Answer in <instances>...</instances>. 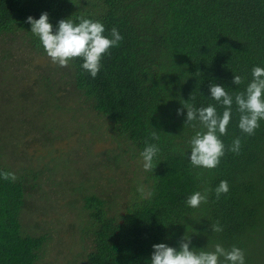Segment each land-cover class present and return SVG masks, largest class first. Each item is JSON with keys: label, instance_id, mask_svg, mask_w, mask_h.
I'll return each instance as SVG.
<instances>
[{"label": "trees", "instance_id": "1", "mask_svg": "<svg viewBox=\"0 0 264 264\" xmlns=\"http://www.w3.org/2000/svg\"><path fill=\"white\" fill-rule=\"evenodd\" d=\"M45 12L54 30L60 20L78 23L81 16L101 22L106 36L113 27L118 29L123 39L103 57L95 78L82 68L80 58L67 67L51 62L27 23L28 17L39 19ZM0 60V172L17 177H0V264H35L39 254L37 264H44L46 246L59 237L52 236L54 231L31 235L22 230L23 212H32V205L42 211L36 202L38 180L61 166L51 155L43 164L18 165L22 160L16 152L31 132L12 123L21 82L27 95L21 112L27 118L35 110L43 120L33 131L48 132L41 144L49 152L54 141L71 133L54 123L60 101L68 102L67 109L79 103L81 110L93 111L115 141L110 151L115 154L103 158L114 175L99 173L102 188L82 197L73 219L77 222L61 230L78 231L81 223L89 236L90 248L78 251L77 264H151L153 245L179 250L185 234L191 236L190 250H213L220 243L246 252L264 239V120L254 135L244 134L233 101L227 134L219 137L225 154L209 170L191 165L189 142L206 129L198 121L186 123L183 109L184 103L197 109L213 105L222 115L225 108L211 98L210 87L223 86L233 95L243 92L252 69L264 68V0H0ZM234 75L245 77L244 83L235 85ZM46 116L52 118L50 127ZM153 131L158 140L152 139ZM236 138L241 140L239 154L228 150ZM145 142L159 147L157 166L145 172L138 156L136 175L137 153L128 151L133 144L142 152ZM52 180L57 185L58 180ZM221 181L228 182L229 192L217 199ZM140 184L154 191L150 199L141 198ZM205 188L208 202L189 207L187 198ZM117 198L123 200L118 203ZM217 222L222 232L211 231ZM50 224L54 230L58 226Z\"/></svg>", "mask_w": 264, "mask_h": 264}, {"label": "clouds", "instance_id": "2", "mask_svg": "<svg viewBox=\"0 0 264 264\" xmlns=\"http://www.w3.org/2000/svg\"><path fill=\"white\" fill-rule=\"evenodd\" d=\"M79 22L72 19H62L58 28L53 29L49 22V16L45 12L39 19L28 17L27 23L31 25V32L39 38L47 56L51 62L60 67H67L77 58L83 60L82 68L95 78L101 70V61L105 55H110V49L119 45L123 39L117 28L113 27L110 37L104 35L105 27L99 21L79 17ZM245 77L234 75L233 83L241 85ZM211 98L221 103L225 108L222 115L218 114L213 105L197 109L191 104L184 103L183 109L187 110L186 123L198 121L206 131H198L190 140V161L193 167L214 169L225 154V145L219 138L227 134V126L231 120L233 101L238 106L239 129L251 136L260 127V121L264 120V68L256 66L252 69V80L243 92L230 94L223 86L212 85L210 87ZM182 114V109L178 110ZM152 139L158 140L156 131L152 133ZM140 153L142 167L145 172L153 171L154 159L160 149L156 144H148ZM241 148L240 138H236L228 149L239 154ZM0 177L5 180L15 181L16 175L12 172H0ZM199 179V175L197 176ZM142 199H150L154 195L152 189L140 184L137 187ZM229 192L227 181H221L215 189L216 198ZM209 189L195 191L191 194L186 204L191 208H199L201 204L208 202ZM211 231L219 233L223 229L219 222L211 226ZM191 236L184 235L180 241L179 250L159 243L153 245L151 264H246L245 252L237 246L226 249L220 243L214 245L213 250H190Z\"/></svg>", "mask_w": 264, "mask_h": 264}, {"label": "rangeland", "instance_id": "3", "mask_svg": "<svg viewBox=\"0 0 264 264\" xmlns=\"http://www.w3.org/2000/svg\"><path fill=\"white\" fill-rule=\"evenodd\" d=\"M48 64L51 65V63ZM20 73L17 72L16 75L18 76ZM18 90L20 92L18 102L12 104V113L14 114L12 123L19 130L31 131L22 138L20 149L16 152V158L22 160L18 165L24 166L28 162L43 164L48 162L49 155H51L61 166L60 170L59 166L56 165L52 170L53 172L49 171L44 175L45 179L38 180L39 187L36 202L39 204L38 208L41 207L42 211L36 212L32 205V208H29L32 212H23L22 230L24 233L31 235H40L43 230L46 232L54 231L52 236L59 235L57 239H51L45 248L46 253L42 256V260L46 264H77L81 259V254L78 251L81 249L87 252L90 248L88 245L89 236H87V233H83L84 228H81V223L78 226V231L71 228L65 233V230L62 232L61 230L66 227V223L74 224L77 222L73 219L83 205L82 197L96 195L97 190L102 188L97 176L99 173H103L105 178L107 177L106 172H108L109 167L106 166L103 158L114 148L115 141L111 135H107L105 126L100 123L99 118L93 115V111L81 110L78 107L79 103H72L71 108L67 109L65 107H67L68 102L61 103L63 101H60L58 108L54 110V115L59 118L54 123L69 127L71 133L66 139L54 141L49 152L50 148L41 144L42 138L48 132L43 129L37 132L33 131L43 120L35 110L26 114L27 118L21 112L22 101L27 96L24 93L25 83L21 82ZM36 101H38V98ZM44 122L50 127L52 118L46 116ZM16 132L18 134L17 129ZM33 134L36 135L34 140L31 139ZM114 136L115 139L120 138L116 132H114ZM131 153H137L136 157H138L141 152L132 144L130 151H128L129 155ZM114 154L115 152H110V155ZM136 157L134 159L137 165L133 162L134 159L131 161L135 165V174L137 175L141 166H139L140 158L136 159ZM100 160H102V163L98 164ZM108 174L114 175L109 172ZM53 178L58 180L57 185L53 183ZM130 184L128 183L127 187H130ZM122 200L116 199L118 203ZM118 209L121 208L118 207ZM50 222L58 224L57 227H54L55 230ZM262 222L264 225V220ZM262 236H264V233ZM259 243V246L245 252V258L248 260L247 264H264V239H261ZM52 256V262L47 263V260L51 261ZM38 258L35 264L38 263Z\"/></svg>", "mask_w": 264, "mask_h": 264}]
</instances>
